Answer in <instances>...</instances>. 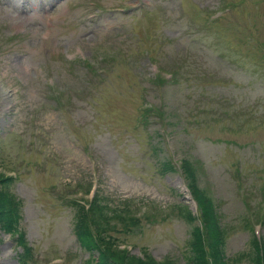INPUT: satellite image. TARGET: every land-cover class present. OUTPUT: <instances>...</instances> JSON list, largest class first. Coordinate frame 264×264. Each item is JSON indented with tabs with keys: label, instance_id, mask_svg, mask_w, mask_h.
I'll return each mask as SVG.
<instances>
[{
	"label": "rangeland",
	"instance_id": "obj_1",
	"mask_svg": "<svg viewBox=\"0 0 264 264\" xmlns=\"http://www.w3.org/2000/svg\"><path fill=\"white\" fill-rule=\"evenodd\" d=\"M261 48L264 0H0V173L32 248L0 232V264H94L67 201L93 191L144 216L111 226L116 246L188 264L173 212L196 215L183 159L229 230L223 257L248 264L243 221L264 201Z\"/></svg>",
	"mask_w": 264,
	"mask_h": 264
},
{
	"label": "trees",
	"instance_id": "obj_2",
	"mask_svg": "<svg viewBox=\"0 0 264 264\" xmlns=\"http://www.w3.org/2000/svg\"><path fill=\"white\" fill-rule=\"evenodd\" d=\"M188 182L193 199L198 211L196 215L184 205H179L176 211L190 229L188 240L189 257L188 264H232L223 257L224 230L219 222V215L215 206L195 182L194 169L187 160L180 165ZM162 169H169L167 164H162ZM0 176V232L17 237L21 245H24L23 235L20 234L19 210L16 199L4 189L6 181ZM112 213V212H111ZM106 205H102L95 197L89 202L88 207L79 205L75 211L74 229L81 245L91 252H97L98 258L95 264H174L169 258L162 262L155 261L151 256L144 255L142 258L120 250L116 246L117 239L110 233L116 232L111 227L110 219H116L114 224L121 221H130L119 215L108 216ZM197 220L199 223L197 224ZM135 221V220H134ZM130 221L132 226H137V222ZM115 226V225H114ZM252 251L249 253V264H264V241L251 239ZM26 254L29 249L25 247Z\"/></svg>",
	"mask_w": 264,
	"mask_h": 264
}]
</instances>
